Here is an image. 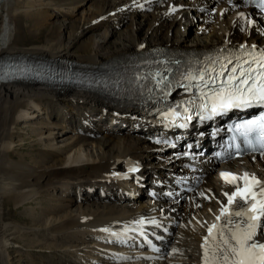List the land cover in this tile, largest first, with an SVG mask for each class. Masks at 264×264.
Returning a JSON list of instances; mask_svg holds the SVG:
<instances>
[{
  "label": "bare ground",
  "instance_id": "obj_1",
  "mask_svg": "<svg viewBox=\"0 0 264 264\" xmlns=\"http://www.w3.org/2000/svg\"><path fill=\"white\" fill-rule=\"evenodd\" d=\"M47 1L44 6L64 15L71 13L85 0ZM140 1L143 0H91L92 11L85 22L86 28L104 24V29L96 34L97 38L92 35V38L80 43L79 49L74 50L72 44L77 40L70 43L63 41L67 23H61L59 29L49 27L45 33H41L47 14L36 6L35 0H0V56L12 53L45 55L100 65L157 45L187 50L224 42H240L248 37L261 40L257 32L243 22V12L238 10L228 11L222 16L215 13L213 20H209L208 14L197 11L199 3L156 0L141 7H132ZM177 5L183 8L173 10ZM149 8L152 9L147 10ZM139 15L145 18L144 22L138 19ZM21 18L40 31L25 44L19 42ZM124 21H127L129 31H119L118 37L105 45L109 34L115 31L111 26ZM76 106L96 108L101 116H84L86 112L78 110V118L81 115L84 117L74 122L66 119L62 110L66 108L65 112L69 114L75 112L73 108ZM40 110H45L50 118L56 119L58 123L54 124L58 125L38 131L33 128L35 134L32 136L38 137H30L28 142L18 135L17 125L23 121L24 126H30L28 122L39 116ZM102 115H112V118L101 120L104 118ZM127 120L128 129L122 127ZM141 121H145V118L139 105L112 104L95 93L76 89L61 92L38 84H0V264H12L8 251L14 245L27 252L28 256L36 251V261L40 264H143L140 261L120 263L116 254L106 251V247H115L105 241L118 230L127 229L126 225L136 227L140 225L138 221H145L146 218L165 221L162 207L164 212L175 207H167L166 203L160 202L118 204L111 201L112 195L108 189L115 188L114 173L122 170L128 160L142 162V175L152 170L161 174V167H174V160L169 165L153 160V146L141 137L149 130L135 129ZM106 122L116 125L114 131H107ZM64 130H76L78 135L68 137L66 134L69 139L67 143L57 146L56 142L53 143L55 136ZM31 142L41 145L37 147L34 157L29 152L21 157L15 156V150L24 149ZM94 145L96 150H93ZM89 146H92L90 153ZM218 180L217 177L210 178L209 184L216 189ZM90 188L94 189L88 197ZM97 189L101 192L100 200L96 197ZM51 201L57 204H51ZM196 202L198 207L180 204L178 215L182 225L178 228L179 240L174 242L179 251L171 257L173 262L201 264L199 243L215 211H212V200L205 203L199 199ZM8 204L15 208L24 207L20 220L5 217L3 209ZM35 204L39 208L37 212ZM72 204H75V208L71 209ZM46 238L55 242L44 240ZM18 243L22 246H16ZM41 253L48 254L38 257ZM54 255L58 256L56 262L50 259ZM31 262L34 264L35 261Z\"/></svg>",
  "mask_w": 264,
  "mask_h": 264
},
{
  "label": "snow or ice",
  "instance_id": "obj_2",
  "mask_svg": "<svg viewBox=\"0 0 264 264\" xmlns=\"http://www.w3.org/2000/svg\"><path fill=\"white\" fill-rule=\"evenodd\" d=\"M259 6L264 9V0H260ZM245 55L251 59L234 57L237 61L236 65L231 68L226 79L220 80L219 85L210 91L205 89L224 76L226 65L222 64L219 72H216L215 68H208L196 74L185 75L184 78L189 82L199 80L203 85L199 88L200 95L197 98L200 101L201 119L210 118L233 108L264 105V50H261L259 54L252 51ZM228 62L231 63V60L229 59ZM206 75L207 80H205ZM187 103L194 104L195 101ZM179 107L180 105H177L166 113V117L172 123H175V118L181 115L177 110ZM183 112L187 114L188 108H184ZM186 118L191 119L190 116ZM235 128L248 140L249 144L255 140L259 142V148L264 149V114L257 119L238 124ZM221 176L226 183L235 187L231 194L224 193V195L227 197L228 205H238V210L230 211L229 207L221 206L220 215L216 217V221L219 222L222 217H226V223L223 226L214 223L208 228V236L204 238L203 245L204 264H220L221 261L223 264H264V243H259L255 239L258 230H264V222L261 220L264 218V186L255 176L249 177L247 174L237 177L230 173H221ZM241 180L243 188L238 183ZM256 188L260 189L259 192L255 191ZM232 216L239 217L240 221L233 222ZM137 223L143 225L144 221ZM151 223L155 224L156 221L153 220ZM214 229L219 230L218 238L214 234ZM225 229L230 236L225 235ZM104 231L109 230L104 229ZM209 240L214 246L209 245Z\"/></svg>",
  "mask_w": 264,
  "mask_h": 264
},
{
  "label": "rangeland",
  "instance_id": "obj_3",
  "mask_svg": "<svg viewBox=\"0 0 264 264\" xmlns=\"http://www.w3.org/2000/svg\"><path fill=\"white\" fill-rule=\"evenodd\" d=\"M36 2V6H40L39 8L43 11L46 12L47 17H46V21L44 22V26H42L41 29V33H45L49 27H52L53 30L55 29H59V25L61 23H67L65 28H64V32H63V41L70 43L72 40H77L74 44H72V49H79L80 48V43L82 41H85L87 38H92L96 37L97 33H100L103 29H104V24L102 25H96V27L94 28H90L87 29V24H85L87 17L90 16V13L92 11L91 9V0H85L82 3H80L79 5H77L75 8L72 9L71 13H65L64 15L58 14L56 13L53 9H51L50 7L48 8L47 6H44L46 4V2H48L47 0H35ZM39 2V3H37ZM152 9V8H151ZM139 20H141V22L145 21V18L142 17L141 15H139L138 17ZM21 23V24H20ZM19 23V27L21 30V34L19 36V38H21L19 41L20 43H28V39L31 38H35L38 34H39V30L33 26H30L29 21H26L25 18H21ZM127 21H124L120 24H114L113 26H111L115 31L113 34H109V39L107 42H105L106 44H110L111 41L115 40L118 37V32L121 30H128L129 31V25H127ZM44 28V29H43ZM70 37V38H68ZM75 38V39H74ZM27 40V41H25ZM31 111V110H30ZM43 117V118H42ZM48 118L46 116V114H40L39 116H37V118H33L32 121L28 122L30 124V126H24L22 123L19 125H17V127L19 128V136H22L23 138H25V140H27L29 142L30 137H38V136H32V134H35L33 130H46L47 126H51L52 123L48 122ZM50 121V120H49ZM47 123V124H46ZM44 126V127H43ZM38 127V129L36 128ZM34 128V129H33ZM33 129V130H32ZM21 131V133H20ZM64 134V135H63ZM68 137L70 134H67ZM65 134V130L64 131H60V133H57L55 136V141L53 143L56 142L57 146L58 144L61 146H64L67 141L69 139H67L68 137ZM66 139V140H65ZM15 141H17V139H14ZM43 140V139H42ZM45 140V139H44ZM43 140V141H44ZM65 143V144H63ZM40 145V144H39ZM38 144H36V142H31L30 144L27 143V145L25 146L24 149L21 150H15V156H19L21 157L24 154H29L31 156H35L38 148L41 146H39ZM59 146V147H61ZM38 147V148H37ZM97 147H95V145L93 146V150H96ZM90 149H92V146H89V152L90 153ZM29 152V153H28ZM56 194V193H55ZM51 204L56 205L57 202L51 201ZM35 207V211H39V208L36 207V204L34 205ZM72 208H75V204H72L71 206ZM29 208L28 210L31 209V207H27ZM24 209V207H20V208H15L14 206H12L11 204H8L6 207H4L3 209V213L5 215L6 218H11V219H18L20 220L22 218L21 216V211ZM42 210V208H41ZM15 217V218H14ZM42 237V236H41ZM33 238L35 239H41L39 236H33ZM44 240H52V239H44ZM53 242H55L54 240H52ZM57 242V241H56ZM22 246L21 243H18L16 246ZM19 249V250H18ZM9 257L12 261V264H33L31 262V260H34V264H40V262H37L36 260V251H33L32 256H28L27 252H25L23 249L21 248H17L15 247V245L13 247L9 248ZM48 253H41L38 257L41 256H46ZM50 259L54 262L58 261V256L54 255L52 257H50ZM41 264H52L50 262H42Z\"/></svg>",
  "mask_w": 264,
  "mask_h": 264
}]
</instances>
